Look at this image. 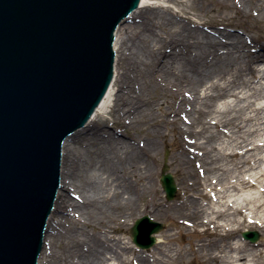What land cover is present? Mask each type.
Masks as SVG:
<instances>
[{"label":"bare ground","instance_id":"6f19581e","mask_svg":"<svg viewBox=\"0 0 264 264\" xmlns=\"http://www.w3.org/2000/svg\"><path fill=\"white\" fill-rule=\"evenodd\" d=\"M151 1L169 0H139L123 19L128 21L118 25L110 84L85 124L62 145L60 185L37 264H112L120 250L129 253L130 247L122 248L121 240L109 234L125 227L142 206L140 199L151 192L156 195L143 207L155 215L172 213L183 225L213 223L226 231L191 249L205 262L222 260L219 253L228 249V262L246 264L249 248L235 246L231 239L242 223L264 227V45L225 27L212 24L210 30L188 13ZM208 1L264 18V0ZM120 122L149 127L143 136H128L113 127ZM215 135L218 141L212 143ZM169 144L177 147L174 160L185 177L176 201L167 205L157 195L149 160ZM251 187L258 193L245 196ZM96 221L106 230L108 243L84 247L74 229ZM170 240V234L162 235L157 249L174 263L168 255L173 249L163 248ZM155 260L160 261L150 253L137 254L129 264Z\"/></svg>","mask_w":264,"mask_h":264},{"label":"water","instance_id":"95a60500","mask_svg":"<svg viewBox=\"0 0 264 264\" xmlns=\"http://www.w3.org/2000/svg\"><path fill=\"white\" fill-rule=\"evenodd\" d=\"M138 2L0 0V264H37L63 142L107 89L117 26ZM166 169L164 162L159 181L172 200ZM164 226L137 218L133 243L151 247ZM242 236L255 242L259 233Z\"/></svg>","mask_w":264,"mask_h":264},{"label":"rangeland","instance_id":"374dc122","mask_svg":"<svg viewBox=\"0 0 264 264\" xmlns=\"http://www.w3.org/2000/svg\"><path fill=\"white\" fill-rule=\"evenodd\" d=\"M150 4L159 5L162 8L169 6L174 12L177 11L181 15H187L186 13H188V16H190V18H192V20L196 22H206L207 25H209L207 27L210 30L213 28L212 24L216 25V27H225L226 30L237 33L242 36V38L253 39L257 43L264 45V18H258V15H255L252 12L251 14H245V8L240 10L238 6L230 7L229 5L222 4V2L220 1L210 2L208 0H169L166 2L151 1ZM195 12L198 15H196ZM127 21L128 20H124L121 25L125 24ZM225 22H228V24H224ZM116 65L118 68L119 63L117 61ZM261 65L264 66L263 63H261ZM111 121L112 118L109 117V120L107 122L110 124ZM113 127H120L124 134H129L128 136H143L142 133L149 126L131 124L127 127H123L122 123L120 122V124H114ZM197 128L198 126H194V129ZM213 129L214 131L217 130V128ZM170 131L171 127L167 128L166 132L170 133ZM218 136L219 135H215L213 141L211 142L216 143V141L218 140H215V138H217ZM253 138L258 139L259 137L253 136ZM76 150L79 155V162L82 163L84 155L82 153V150L84 149H82V146L79 145L77 146ZM175 152H178L177 147L173 144H169L168 146H164L160 149V151L156 154V160L153 158L152 160H149V164L154 169L156 188L159 191L157 195L161 198V201L167 205L176 201L181 191L180 187L183 182V177H185V172H182V168L177 163V161L174 160ZM164 160L166 161V164L168 166L167 172L171 170L170 173L172 174L175 184L177 185V192L172 200H167L165 198V194L159 183L160 173ZM229 163H232V161H228L227 164ZM187 169H190V166H187ZM257 193L258 188L256 187L245 188V196ZM154 195L156 194L154 192H151L143 199H140L139 203L142 204V206L137 208L134 211L133 215L127 218V225L125 227L116 228L114 232L109 234V236L112 235L118 237L121 240L122 248L124 246L130 247L129 253H127V248H123L122 250H120L119 254L121 256L118 255L117 258H114V260H112V264L119 263L120 259H122V264H129V260H132L137 254L147 253L153 254L160 259V261H152L153 264H231L230 262H228L230 258L229 255L231 254L228 249H226L225 252L219 253V255L223 256L222 260L212 259L210 261L208 260L207 262L204 261V258L202 256L192 253L191 251L192 248L196 249L203 242L208 243L211 240H218L219 234H221V232H226L223 228H215L213 223H197L191 226L183 225L181 223L182 219L172 213H170L168 216L155 215L154 213L150 212V210L144 209L143 207L145 201H150V199L154 197ZM70 197L72 199H75L74 195L72 194L70 195ZM145 214L148 216H150L149 214H151L150 218H152L154 221L163 223L165 227L155 234L156 242L153 244V246L146 249H140L132 242L129 230L133 225L135 219ZM235 218L239 220L241 218V215H237L235 216ZM218 221L220 223H224L223 219H219ZM244 230L257 231L259 233V239L255 242L244 240L241 237V232ZM105 231L106 230L98 221H96L92 225L82 226L77 224L76 228L74 229V233L77 234V237L84 244V247L94 246L96 248H101L104 244L106 245L108 243L104 242ZM50 233L51 230H48L46 236L47 239L50 238ZM168 234H170L171 240L169 241L167 247L163 248L173 249L172 252H168V255L175 258L174 263H168V261H166V254H163L164 256L162 254H159L157 249V241L161 238L162 235ZM231 242L235 246L246 245V247L249 248L248 250L250 255L246 264H264V227H259L256 224H249L247 222L242 223L239 225V229L236 230V234L231 239ZM208 248L209 246L206 249ZM206 249L204 250V252H206Z\"/></svg>","mask_w":264,"mask_h":264}]
</instances>
